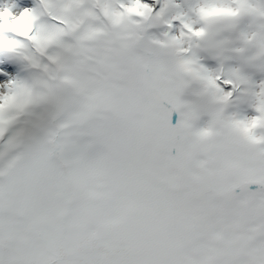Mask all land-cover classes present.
I'll use <instances>...</instances> for the list:
<instances>
[{
    "label": "snow or ice",
    "instance_id": "6c2138e0",
    "mask_svg": "<svg viewBox=\"0 0 264 264\" xmlns=\"http://www.w3.org/2000/svg\"><path fill=\"white\" fill-rule=\"evenodd\" d=\"M0 264H264V0H0Z\"/></svg>",
    "mask_w": 264,
    "mask_h": 264
}]
</instances>
